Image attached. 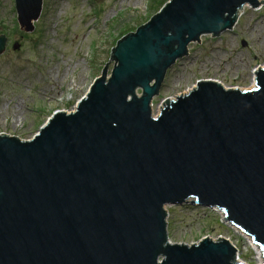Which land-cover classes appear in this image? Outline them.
I'll list each match as a JSON object with an SVG mask.
<instances>
[{"label": "water", "instance_id": "obj_1", "mask_svg": "<svg viewBox=\"0 0 264 264\" xmlns=\"http://www.w3.org/2000/svg\"><path fill=\"white\" fill-rule=\"evenodd\" d=\"M14 3L32 31L43 0ZM263 4L167 0L116 42L110 73L73 110L28 140L0 134V264H246L224 237L171 242L165 206L183 204L221 210L264 264V66L250 88L201 79L152 113L191 43Z\"/></svg>", "mask_w": 264, "mask_h": 264}, {"label": "rangeland", "instance_id": "obj_2", "mask_svg": "<svg viewBox=\"0 0 264 264\" xmlns=\"http://www.w3.org/2000/svg\"><path fill=\"white\" fill-rule=\"evenodd\" d=\"M156 4L155 0H43L33 30L26 31L17 21L14 0H0V37L6 39L0 53V134L28 140L54 111L73 110L107 63L110 73L115 42L145 22ZM188 52L168 69L152 101L153 115L163 99L186 93L201 79L226 87H251L253 70L264 66V4L258 9L245 7L233 29L217 37L203 35ZM165 208L171 242L224 237L237 247L241 261L258 264L253 243L223 221L218 208L192 204Z\"/></svg>", "mask_w": 264, "mask_h": 264}, {"label": "bare ground", "instance_id": "obj_3", "mask_svg": "<svg viewBox=\"0 0 264 264\" xmlns=\"http://www.w3.org/2000/svg\"><path fill=\"white\" fill-rule=\"evenodd\" d=\"M212 80V79H211ZM214 81H217V80H214ZM252 86H254V82H253V85ZM251 86V87H252ZM190 90V89H189ZM187 92V91H186ZM159 109H160V106H159ZM213 210H215V208H212ZM219 211V213L222 215V217L224 218V213L221 211V210H218ZM223 221H226V220H223ZM229 225L230 226H232L231 224H230V222H229ZM233 228H235L236 230H238L236 227H234V226H232ZM238 231H240V230H238ZM242 232V231H241ZM243 233V232H242ZM243 235H246V234H244L243 233ZM247 236V235H246ZM248 237V239L251 241V238L249 237V236H247ZM253 245V248L255 249V251H256V254L258 255V257H257V261H258V264L262 261V256H261V250L256 246V245H254V244H252ZM238 252H239V250H238ZM238 259L239 260H241L240 259V257H239V254H238Z\"/></svg>", "mask_w": 264, "mask_h": 264}, {"label": "trees", "instance_id": "obj_4", "mask_svg": "<svg viewBox=\"0 0 264 264\" xmlns=\"http://www.w3.org/2000/svg\"><path fill=\"white\" fill-rule=\"evenodd\" d=\"M166 1H167V0H155V2L157 3V4H156V7H155L156 10H155V11H154V12L148 17V19H149L153 14H155V13H156V12L162 7V5H163ZM148 19H147V20H148ZM147 20H146V21H147ZM146 21H145V22H146ZM145 22H143V23H145ZM143 23H142V24H143ZM140 25H141V24H140ZM136 28H137V27H136ZM136 28H135V29H136ZM135 29H134V30H135ZM125 34H126V33H125ZM125 34H122L121 37L124 36ZM121 37H120V38H121ZM120 38H119V39H120ZM119 39H118V40H119ZM118 40H117V41H118ZM117 41H116V42H117ZM116 42H115V44H116ZM115 44H114V45H115Z\"/></svg>", "mask_w": 264, "mask_h": 264}]
</instances>
